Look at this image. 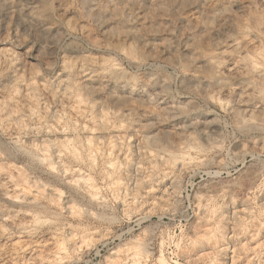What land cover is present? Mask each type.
<instances>
[{"label":"clouds","instance_id":"clouds-1","mask_svg":"<svg viewBox=\"0 0 264 264\" xmlns=\"http://www.w3.org/2000/svg\"><path fill=\"white\" fill-rule=\"evenodd\" d=\"M0 264H264V0H0Z\"/></svg>","mask_w":264,"mask_h":264}]
</instances>
